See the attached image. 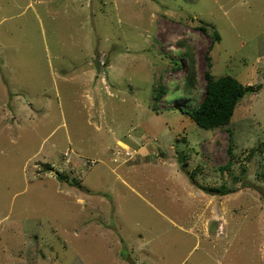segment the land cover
<instances>
[{
  "label": "rangeland",
  "instance_id": "obj_1",
  "mask_svg": "<svg viewBox=\"0 0 264 264\" xmlns=\"http://www.w3.org/2000/svg\"><path fill=\"white\" fill-rule=\"evenodd\" d=\"M0 264H264V0H0Z\"/></svg>",
  "mask_w": 264,
  "mask_h": 264
},
{
  "label": "trees",
  "instance_id": "obj_2",
  "mask_svg": "<svg viewBox=\"0 0 264 264\" xmlns=\"http://www.w3.org/2000/svg\"><path fill=\"white\" fill-rule=\"evenodd\" d=\"M203 32L205 29L200 28ZM206 33V32H205ZM215 41H220V35L216 31L214 33ZM212 48V46H211ZM187 56L191 59V53H186ZM208 62V70L205 72V78L207 80L206 91L203 101L194 108L191 112H186L196 124L207 130H216L224 126H227L234 112L244 97L248 92H253L254 88L251 86H244L237 78L225 75L222 77H215L212 74V63L211 57L208 54L206 56ZM195 78L194 69L189 73V76L186 80L187 88L192 87L191 79ZM163 95H157L156 100H159ZM154 112H157L154 110ZM60 181L64 180L62 175H58ZM212 192H219L220 189H211Z\"/></svg>",
  "mask_w": 264,
  "mask_h": 264
},
{
  "label": "water",
  "instance_id": "obj_3",
  "mask_svg": "<svg viewBox=\"0 0 264 264\" xmlns=\"http://www.w3.org/2000/svg\"><path fill=\"white\" fill-rule=\"evenodd\" d=\"M183 161H184V155H183V153H180L179 154V163L181 164V163H183Z\"/></svg>",
  "mask_w": 264,
  "mask_h": 264
}]
</instances>
